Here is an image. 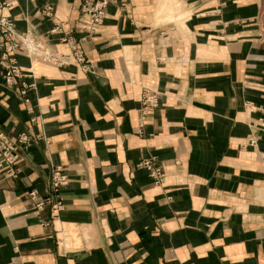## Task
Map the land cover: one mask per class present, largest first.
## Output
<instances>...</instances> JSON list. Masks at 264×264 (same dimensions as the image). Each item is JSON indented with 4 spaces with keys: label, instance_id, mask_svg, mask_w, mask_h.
<instances>
[{
    "label": "crops",
    "instance_id": "0c3cea01",
    "mask_svg": "<svg viewBox=\"0 0 264 264\" xmlns=\"http://www.w3.org/2000/svg\"><path fill=\"white\" fill-rule=\"evenodd\" d=\"M0 4L90 69L19 55L27 109L0 64V131L33 140L0 174V264H264V0H117L91 36L82 0ZM144 89L163 97L140 129ZM57 168L63 210L38 215Z\"/></svg>",
    "mask_w": 264,
    "mask_h": 264
},
{
    "label": "built area",
    "instance_id": "2783aa9c",
    "mask_svg": "<svg viewBox=\"0 0 264 264\" xmlns=\"http://www.w3.org/2000/svg\"><path fill=\"white\" fill-rule=\"evenodd\" d=\"M117 4V0H82L81 15L85 20L86 31L91 35L96 34L104 25L108 9ZM5 5L0 4V49L2 52L0 64L3 66L5 75V86L13 90L26 105L30 108V100L27 98L28 90L33 85H27L23 82L19 88V82L33 77V69L22 67L17 57L21 54L28 58L37 57L42 61L52 64L58 68L75 66L81 68L84 72L90 71L87 57L84 49L80 45L74 44L69 53L58 54L50 50L43 39H37L31 34L19 33L12 19L3 15ZM49 18L53 17V9L48 7L43 12ZM63 26L58 24L51 31L52 34H60ZM67 41V40H65ZM162 93L144 89L141 99L140 110V129L146 125L148 118L154 114L161 106ZM33 140L27 133H23L13 138L0 131V174L7 178H17L19 170L17 165L20 161V150L31 148ZM139 169L145 170L157 185L165 180V172L155 163V159L145 160L139 165ZM69 184L68 176L57 168L53 172L51 192L46 198H42L37 191L29 194L33 210L38 215L41 214L48 206H51L56 212V218L63 210V204L60 201V192Z\"/></svg>",
    "mask_w": 264,
    "mask_h": 264
}]
</instances>
